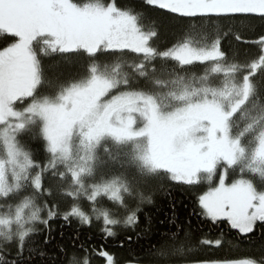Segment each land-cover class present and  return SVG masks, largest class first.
I'll return each instance as SVG.
<instances>
[{
    "label": "snow or ice",
    "instance_id": "6c2138e0",
    "mask_svg": "<svg viewBox=\"0 0 264 264\" xmlns=\"http://www.w3.org/2000/svg\"><path fill=\"white\" fill-rule=\"evenodd\" d=\"M144 3L207 23L161 49L155 23L146 27L118 0H0V35L12 38L0 45V264H34L31 237L46 231L50 243L56 219L77 222L76 240L94 222L105 240L135 230L162 180L206 181L201 217L244 235L264 229V35L247 41L259 46L255 55L225 51L232 33L218 23L264 21V0ZM197 65L202 74L191 71ZM225 243L176 227L158 234L146 261L264 264V254L203 251ZM57 250L67 264H90L82 243L83 257ZM99 254L115 264L113 254Z\"/></svg>",
    "mask_w": 264,
    "mask_h": 264
},
{
    "label": "trees",
    "instance_id": "16d2710c",
    "mask_svg": "<svg viewBox=\"0 0 264 264\" xmlns=\"http://www.w3.org/2000/svg\"><path fill=\"white\" fill-rule=\"evenodd\" d=\"M121 6H130L133 9L141 12L142 23L151 28L155 23L159 36L154 41L161 49L170 47L173 43L179 41L189 25H199L207 23L200 19H190L175 16L158 8L148 7L144 0H118ZM223 25L224 31L231 30L226 39L223 40L222 47L225 51L229 49H238L241 52L247 50L253 55L259 51V46L247 41H255L259 36L264 35V21L259 19L245 20L243 18L218 21ZM235 35H239L242 41L238 42ZM10 36L0 35V45L11 42ZM135 57H130V59ZM60 57L54 56L46 63H54ZM101 59H108L102 57ZM127 70V69H125ZM191 71L198 75L202 74V67L197 65ZM38 149L37 145H33ZM35 159L43 161L44 156L38 150ZM162 188L157 191L153 197L154 203L145 207L144 214L140 218L139 226L135 230H124L118 228L119 235L116 238L103 239L99 229L101 223L94 222L91 227L84 226L79 229V240L75 239V230L77 222L74 220L71 226L64 225L61 219H56L51 222L53 229L50 243L45 244V238L48 236L46 231L39 235L31 237V247L37 251L34 253V264H50L47 259H42L39 252L43 251L48 256L59 257L57 264L64 261L67 264L65 257L57 250V245L63 246L65 251L71 256L76 253L83 257L86 253L80 251V244L84 245L87 250V255L90 259V264H107L106 259L99 253L107 251L114 256L115 264H147L146 256L150 244L155 243L159 233L174 231L176 227L185 229L191 228L199 235L215 240L221 238L226 243L220 248H205L203 251L206 254H211L213 257H230L239 258L243 256H252L259 258L264 254V229L257 230L248 235L240 234L237 230L231 229L229 223L219 221L212 223L211 221L200 216V205L198 202L200 194L205 187L196 185H186L176 182L162 180ZM47 184V181H46ZM70 201L61 203V210H64L66 204ZM83 207L87 210L90 205L86 200L81 201ZM102 203L105 206L111 207V203L104 198ZM173 216L175 219L173 220ZM42 227V226H41ZM61 233L63 235L61 236ZM141 237L137 239V235ZM130 238V239H129ZM27 255V252H26Z\"/></svg>",
    "mask_w": 264,
    "mask_h": 264
},
{
    "label": "rangeland",
    "instance_id": "374dc122",
    "mask_svg": "<svg viewBox=\"0 0 264 264\" xmlns=\"http://www.w3.org/2000/svg\"><path fill=\"white\" fill-rule=\"evenodd\" d=\"M234 178H236V174L233 173V172H230V173H229V180L234 179ZM216 182H218V181H215V180H214L213 185H211V186H214ZM193 185H196V186H199V187H201V186L203 185V186L205 187V189H204L203 192L200 194V196L203 195L206 191H208V190H209V187H210V185H209L206 181H201L200 183L193 184ZM132 264H133V263H132Z\"/></svg>",
    "mask_w": 264,
    "mask_h": 264
}]
</instances>
